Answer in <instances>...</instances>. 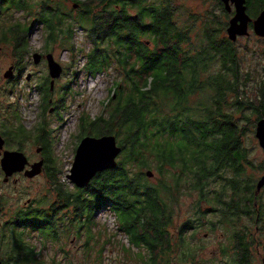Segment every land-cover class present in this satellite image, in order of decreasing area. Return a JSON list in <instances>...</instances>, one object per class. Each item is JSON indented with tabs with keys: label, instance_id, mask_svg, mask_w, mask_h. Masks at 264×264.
<instances>
[{
	"label": "trees",
	"instance_id": "trees-1",
	"mask_svg": "<svg viewBox=\"0 0 264 264\" xmlns=\"http://www.w3.org/2000/svg\"><path fill=\"white\" fill-rule=\"evenodd\" d=\"M140 1L77 4L83 11L75 21L87 28L93 42L87 69L99 74L116 68L121 76L108 118L83 117L81 135H116L123 147L118 166L98 173L84 188L59 185L60 206L31 210L15 219V226L59 241L66 216L60 211L70 208L66 230L85 238L88 255L101 237L96 213L111 206L120 231L138 249V264H196L207 243L197 234L218 231L216 257H227V264H256V256L264 251V190L257 194L258 180L248 172L254 164L243 143L248 128L242 122L254 124L264 116V65L244 69L235 42L223 36L227 22L219 15L209 14L200 43L193 46L190 27L179 26L171 2L141 5L136 14L130 13L127 7ZM247 4L253 17L264 8V0ZM56 9L48 8L39 21L47 28L49 43L65 34V45L75 32L74 24L64 27L65 4ZM29 30L19 25L8 38L3 33L2 42L13 45L18 61L30 51ZM216 66L218 71L212 72ZM53 90L47 85L41 89L46 101ZM259 168L264 170V162ZM146 170L156 172L157 178L150 179ZM194 194L198 195L194 214L173 232L177 205L182 197ZM25 232L12 235V264H47ZM48 264L62 263L53 256Z\"/></svg>",
	"mask_w": 264,
	"mask_h": 264
},
{
	"label": "rangeland",
	"instance_id": "rangeland-1",
	"mask_svg": "<svg viewBox=\"0 0 264 264\" xmlns=\"http://www.w3.org/2000/svg\"><path fill=\"white\" fill-rule=\"evenodd\" d=\"M23 1L28 5L27 9L20 10L15 5H11L3 18L5 20L0 22V67H3L0 79L3 78L5 71L7 72L14 63L18 62L13 45L9 41L2 42L4 31L8 38L9 31L19 25L23 29L26 27L30 29L27 33L30 51L21 61V68H19L21 73L16 75L17 78L14 81L6 84L5 89L0 90V107L6 120L8 119L7 127L18 128L23 125L29 131L43 128L37 134L39 141L30 137L24 141V150L35 160L45 157L48 169L35 180L24 179L17 185L12 183L9 186L10 243L16 231H26L24 236L27 241L31 246L36 247L37 254L45 259L47 264L51 262L53 256H56L62 264H70V261L74 264H138V249L133 248L128 236L120 231L118 217L111 206H104L96 213L95 221L99 223L97 232H101V237L97 240V247H94L88 255H86L85 238H76L70 234V230H66L70 228V208H62L60 211L61 216H66L59 241L45 239L40 231L15 226L14 220L17 213L23 210L25 202L29 199H32L41 210H48L54 205L60 206L57 191L59 185L69 190L76 187L68 176L71 174L79 144L86 136L81 135L84 133L80 126L81 119L83 117L95 119L100 116L108 118L111 107L108 105L115 94L116 82L121 78L120 71L116 68L99 74H92L87 69L88 53L92 49L93 42L89 38L87 28L75 21L76 18L79 19L83 8L74 7L84 0H53L55 7H58L60 3L65 4L64 27L74 24L75 32L65 45L64 39L67 37L65 34H62L57 41L48 42L47 28L39 21L41 0ZM160 1H169L173 4L175 17L180 27L186 25L190 27L189 36L192 40L190 45L193 46L200 43L209 14L219 15V19L226 21L227 25L234 15V13L225 15V9L223 11L224 6H222L224 4L221 0H142L138 5H130L127 9L130 13L136 14L141 5ZM93 8L96 9V6L93 5ZM68 13H70V18H67ZM258 14L254 17L256 18ZM226 29L227 26L223 36L228 37ZM250 31L249 36L240 37L235 42V48L244 69H255L264 65V38L257 36L252 26ZM151 46L156 49L153 44ZM35 52L44 56L53 53L56 60L64 67L62 76L55 82L54 90L47 94V99L52 100L49 102L46 101V93L41 91L46 85L51 87L52 78L49 65L46 57L40 63H35L33 58ZM217 71L216 66L212 72ZM30 73L31 78L28 79ZM230 108L231 106L228 105L227 110L229 111ZM257 118V115L252 117L253 121ZM242 125L248 128L243 143L254 164V168L250 167L248 172L259 180L264 175V170L259 168L264 162V149L256 136L257 122L252 124L243 121ZM39 147L42 148L41 153L38 152ZM48 155L53 159L52 163ZM50 166L53 167L54 176H52ZM154 173L153 177H149L152 180L158 176L156 172ZM197 199V194L182 197L176 207L173 232H176L177 226L187 216L194 214ZM197 237H205L207 243L206 249L199 251L196 264L228 263L227 257L221 254L216 257V252H219L217 245L220 242V231L210 235L200 232ZM103 247L105 250H103L102 259H98ZM64 251L69 253L68 257L65 256ZM9 262L12 264L10 258ZM256 264H264V251L256 256Z\"/></svg>",
	"mask_w": 264,
	"mask_h": 264
},
{
	"label": "water",
	"instance_id": "water-1",
	"mask_svg": "<svg viewBox=\"0 0 264 264\" xmlns=\"http://www.w3.org/2000/svg\"><path fill=\"white\" fill-rule=\"evenodd\" d=\"M225 10L234 15L230 18L227 25V35L230 41L236 42L240 37L249 36L252 26L254 33L260 38H264V29L260 24L264 22V8L255 18L248 11L247 0H221ZM49 65V72L52 78L51 88H54L55 82L64 72V67L59 63L53 53H48L46 56L39 52L33 55L35 63H40L43 58ZM13 75V68L9 70L6 77ZM31 78L29 74L28 79ZM256 136L259 139L261 147L264 149V116L258 120L256 127ZM3 146V140L0 136V147ZM108 151L105 152L104 149ZM123 147L119 145L116 135L108 134L103 136H85L79 144L76 152L75 161L69 174L70 180L76 187L84 188L88 186L98 173L105 170L114 169L118 166L117 163ZM2 167L7 176H12L16 172L24 171L29 164V159L24 152L7 151L2 158ZM44 160L34 163L30 169H27L26 175L30 178L42 173ZM148 177L154 176V171L148 170ZM264 189V175L257 181V194ZM0 264H2L0 260Z\"/></svg>",
	"mask_w": 264,
	"mask_h": 264
},
{
	"label": "flooded vegetation",
	"instance_id": "flooded-vegetation-1",
	"mask_svg": "<svg viewBox=\"0 0 264 264\" xmlns=\"http://www.w3.org/2000/svg\"><path fill=\"white\" fill-rule=\"evenodd\" d=\"M13 1V2H12ZM14 4H25L23 0H0V22L4 21V16L6 14V11H9L11 8V5ZM74 7H78V5H74ZM50 8L57 10L55 6H53V0L51 2H48V0H41L39 3V10L41 16H43V13ZM24 10V9H20ZM67 16H70V13H68ZM4 36V35H3ZM22 62L18 61L17 63H14L10 68H13V75L11 77H6V74L9 72V70L4 72L3 78L0 79V90L5 89L6 84L14 81L17 77L16 75H19L21 73ZM2 68L0 67V74L2 73ZM31 75V73H30ZM50 101H52L50 99ZM53 111V109H52ZM8 122V119L6 120V116L4 113H2V109L0 107V136L3 140V146L0 147V260L2 264H10L9 258H10V207L8 203L9 198V186L13 184H18L24 179L28 180H35L37 177L41 176L44 171H47V159L43 157V159L35 160L33 157H31L29 154L25 152L24 148V141L26 139L33 138L35 140L37 139V134L41 131L39 130H32L29 131L25 128V126L20 125L18 128H11L7 127L6 123ZM39 141V140H38ZM7 151H19L24 152L26 156L29 159V164L27 165L26 169L21 172L14 173L11 177L7 176L6 172L3 170L2 167V158ZM42 148L39 147L38 152L41 153ZM41 160H44V167L41 174L35 176V177H28L26 175V170L30 169L31 166L34 163H37ZM7 186V188H5ZM39 209V207L36 206L35 203H33L32 199H29L27 202H25V205L23 206V210L18 212L16 215V219H19L20 216L23 217V215L26 217V215L29 214L31 210ZM49 210V209H48ZM15 221V220H14ZM7 255V256H4Z\"/></svg>",
	"mask_w": 264,
	"mask_h": 264
},
{
	"label": "snow or ice",
	"instance_id": "snow-or-ice-1",
	"mask_svg": "<svg viewBox=\"0 0 264 264\" xmlns=\"http://www.w3.org/2000/svg\"><path fill=\"white\" fill-rule=\"evenodd\" d=\"M260 27L262 28V29H264V22H262L261 24H260ZM104 151L105 152H107L108 151V149L107 148H105L104 149ZM120 161H117V163H119Z\"/></svg>",
	"mask_w": 264,
	"mask_h": 264
}]
</instances>
